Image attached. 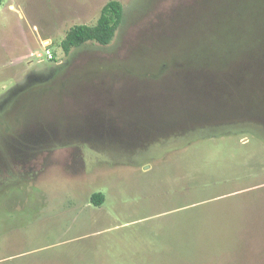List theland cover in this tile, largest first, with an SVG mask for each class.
<instances>
[{"label": "rangeland", "instance_id": "1", "mask_svg": "<svg viewBox=\"0 0 264 264\" xmlns=\"http://www.w3.org/2000/svg\"><path fill=\"white\" fill-rule=\"evenodd\" d=\"M109 1L0 2V264H264V0H116L65 56Z\"/></svg>", "mask_w": 264, "mask_h": 264}, {"label": "trees", "instance_id": "2", "mask_svg": "<svg viewBox=\"0 0 264 264\" xmlns=\"http://www.w3.org/2000/svg\"><path fill=\"white\" fill-rule=\"evenodd\" d=\"M122 15V6L118 1L107 2L101 9L95 25H76L66 33L60 44L63 54L67 56L72 49L87 43H95L103 47L108 46L113 41L122 22ZM102 202L103 195L101 193L92 195L91 203L94 206L98 207L102 205Z\"/></svg>", "mask_w": 264, "mask_h": 264}, {"label": "built area", "instance_id": "3", "mask_svg": "<svg viewBox=\"0 0 264 264\" xmlns=\"http://www.w3.org/2000/svg\"><path fill=\"white\" fill-rule=\"evenodd\" d=\"M43 50H44V52H45L46 57H47L48 59H51V58H52V55H51L50 51H48L46 48H44Z\"/></svg>", "mask_w": 264, "mask_h": 264}]
</instances>
